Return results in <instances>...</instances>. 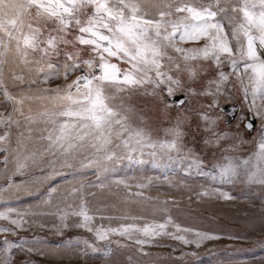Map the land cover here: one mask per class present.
<instances>
[{"label":"snow or ice","instance_id":"6c2138e0","mask_svg":"<svg viewBox=\"0 0 264 264\" xmlns=\"http://www.w3.org/2000/svg\"><path fill=\"white\" fill-rule=\"evenodd\" d=\"M237 87L248 111L261 120L246 158L230 154L245 141L219 130V117L212 115L220 98ZM177 92L209 99L195 115L204 145L221 152L218 158L214 153L213 179L264 185V0H0V176L7 180L6 187L0 186V201L32 195L33 188L60 175L61 169L74 168L75 161L95 169L98 180L124 160L146 163L141 159L145 154L154 167L166 158L204 175V160L183 143L188 113L178 114L164 129L165 138H154L126 103L138 93L158 98L168 108L165 96ZM184 103L180 100L177 107ZM245 127L251 130L253 124ZM229 139L232 143L224 147ZM31 169H39L41 176L32 175L31 182L13 180ZM115 183L130 187L123 180ZM151 183L136 187L146 189ZM95 186H71L65 192L48 188L41 202L47 211L3 207L0 264H12L17 247L7 237L31 227L44 229L45 217L58 221L51 225L58 235L72 227L84 229L96 241L126 246L111 239L121 237L137 245V251L161 236L196 248L216 238L182 227L171 216L161 221L123 217L132 222L95 225L83 192ZM129 196L155 199L143 191ZM77 243L108 255L87 239Z\"/></svg>","mask_w":264,"mask_h":264},{"label":"rangeland","instance_id":"374dc122","mask_svg":"<svg viewBox=\"0 0 264 264\" xmlns=\"http://www.w3.org/2000/svg\"><path fill=\"white\" fill-rule=\"evenodd\" d=\"M224 70L230 71L228 67ZM176 95L185 98V103L179 107L171 97L165 96V101L171 105L165 108L158 98L153 99L138 93L130 95L126 103L143 118L140 126L151 131L154 138H165L164 129L175 123L178 114L188 113L191 119L182 125L185 133L183 143L204 160V175L195 170H186V163L172 164L166 158L161 160L162 166L154 167L152 158L145 154L141 159L146 163H129L124 160L115 166L114 171L101 178L103 186H100L101 180L97 179L95 169L81 168L79 161H75L74 168L61 169L60 175L45 180L38 188H33L32 195L22 193L18 198L9 199L7 204L0 201V210L11 206L19 210L47 211L50 209L41 202L45 199L48 188L57 187L60 192H65L71 186L95 184L97 186L83 189L91 213L96 217L93 221L95 225L116 227L120 223L132 222L123 220V217L161 221L164 217L171 216L182 227L206 232L216 238L206 240L196 248L195 245H183L167 236H161L144 245L143 251H137V245L121 237L114 236L111 239L119 240L121 245L126 246L96 241L93 234L84 229L72 227L58 235L51 230L52 223L58 221L45 217L47 227L44 229L31 227L21 230L18 236L7 237L17 245L11 252L12 264H264V185L250 184L242 180L226 181L218 176L213 179L214 153L218 158L221 152L215 146L204 145L205 134L197 127L201 122L195 115L196 111L201 110V105L209 103V99L186 97L183 92H177L174 96ZM227 105L238 107V113L231 123H228L224 110ZM248 112V104L237 87L230 95L220 98L219 107L212 113L219 117V130L238 134L240 140L245 141L240 144L238 151L230 153L242 158L251 154L253 140L258 137L261 129V120L251 112L249 113L256 118L255 126L251 132L245 128L244 120ZM231 143L229 139L223 142V146L228 147ZM148 151L150 149H146L145 153ZM2 159L3 153H0V160ZM3 167V163H0V169ZM9 167L13 165L10 164ZM32 175L39 177L41 172L39 169H31L25 177L15 176L13 180L17 183L22 179L31 182ZM149 179L152 183L148 188L136 187L137 184H147ZM117 180L126 181L130 187L125 189L124 185H117ZM0 186H7L6 177L0 176ZM137 191H143L146 196L155 199L144 201L129 196V192ZM203 191L215 194L203 197L197 195ZM220 193H226L231 198L224 199ZM165 207L166 212L159 211ZM0 239H3V234H0ZM85 239L108 250V255L105 256L102 251L92 252L83 243H77V240ZM28 247L34 250L28 253Z\"/></svg>","mask_w":264,"mask_h":264},{"label":"water","instance_id":"95a60500","mask_svg":"<svg viewBox=\"0 0 264 264\" xmlns=\"http://www.w3.org/2000/svg\"><path fill=\"white\" fill-rule=\"evenodd\" d=\"M172 101L175 100L176 103L178 104V102L180 100H185L184 96L181 95H176L170 98ZM224 110L226 111V115H227V121L228 123H231L234 118L236 117L237 113H238V107L237 106H232V105H227ZM248 123H252L253 124V128L255 126L256 123V118L251 114V113H247V118L244 120V126ZM246 128V127H245ZM253 128L251 130H249L248 128H246L248 131H252Z\"/></svg>","mask_w":264,"mask_h":264}]
</instances>
